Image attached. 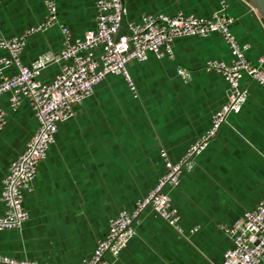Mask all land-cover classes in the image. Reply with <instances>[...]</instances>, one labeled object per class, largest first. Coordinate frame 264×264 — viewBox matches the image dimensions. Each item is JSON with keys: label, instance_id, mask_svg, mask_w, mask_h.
I'll list each match as a JSON object with an SVG mask.
<instances>
[{"label": "crops", "instance_id": "obj_1", "mask_svg": "<svg viewBox=\"0 0 264 264\" xmlns=\"http://www.w3.org/2000/svg\"><path fill=\"white\" fill-rule=\"evenodd\" d=\"M48 1L57 6L58 22L27 37L25 65L61 50V25L74 39L97 27L96 0H0V37L12 38L43 23ZM223 2L234 18L232 33L256 63L264 54V28L245 0H127L124 29L145 14L212 18ZM209 60L233 61L222 34L177 38L173 58L150 53L146 61L128 63L134 89L124 76L111 74L73 105L74 116L59 124L25 191L29 218L19 229L0 230V253L46 264H84L106 237L110 220L134 210L158 183L165 159L178 162L211 129L214 114L228 100L229 85L221 73L207 69ZM65 63H48L36 78L52 82ZM15 72V67L7 70ZM242 86L248 98L241 111L229 114L194 165L183 169L179 184L164 188L181 216L179 226L147 207L127 246L107 258L116 264L223 261L232 240L222 226H231L264 197V87L247 77ZM10 98V93L0 96L7 116L0 128V215L6 210L3 178L38 128L29 101L14 109Z\"/></svg>", "mask_w": 264, "mask_h": 264}, {"label": "built area", "instance_id": "obj_2", "mask_svg": "<svg viewBox=\"0 0 264 264\" xmlns=\"http://www.w3.org/2000/svg\"><path fill=\"white\" fill-rule=\"evenodd\" d=\"M126 1L96 0V29L88 31L83 38L74 39L69 30L61 25L65 37L61 50L40 56L30 66L22 61L27 37L58 22L54 1L47 2L49 15L43 23L12 38L0 37V96L10 93V103L14 109L23 100H28L38 120L36 132L3 178L1 200L6 210L0 215V230L19 229L29 218L25 207V191L30 189L40 162L55 141L59 124L73 117V105L92 95L95 86L108 75L124 76L130 88L134 89L128 63L133 60L146 61L150 53L160 58H173V42L181 37H205L220 33L231 48L233 61L230 64L219 60L207 62V69L221 73L229 85L228 100L214 114L211 129L178 162L165 159L166 171L158 183L146 197L138 200L134 210H122L110 220L106 237L98 242L94 253L84 264H116L107 255L117 257L127 246L136 234L134 223L139 221L141 212L147 207L178 227L181 216L172 206L171 196L164 188L177 186L183 169L194 165L195 157L216 135L229 114L241 111L248 98L242 80L247 77L264 87V54L256 63L248 58V46L241 44L231 31L230 25L234 18L226 12L225 2L212 18L186 15L183 12L175 15L145 14L140 22H127L124 29ZM3 51H7L8 55H3ZM52 61L66 63L60 65V72L52 82H41L36 76ZM12 67L16 68V72L10 75L7 70ZM180 73L188 76L184 68L180 69ZM6 122V112L0 108V128ZM222 227L232 240V246L219 264H264V197L231 226ZM0 264L46 263L18 260L0 253Z\"/></svg>", "mask_w": 264, "mask_h": 264}, {"label": "water", "instance_id": "obj_3", "mask_svg": "<svg viewBox=\"0 0 264 264\" xmlns=\"http://www.w3.org/2000/svg\"><path fill=\"white\" fill-rule=\"evenodd\" d=\"M254 10L255 16L264 28V0H245Z\"/></svg>", "mask_w": 264, "mask_h": 264}]
</instances>
